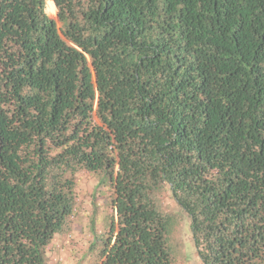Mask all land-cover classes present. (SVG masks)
<instances>
[{"label":"trees","instance_id":"16d2710c","mask_svg":"<svg viewBox=\"0 0 264 264\" xmlns=\"http://www.w3.org/2000/svg\"><path fill=\"white\" fill-rule=\"evenodd\" d=\"M0 0V264H47L76 176L94 264H264V0ZM60 24V27L58 26Z\"/></svg>","mask_w":264,"mask_h":264},{"label":"rangeland","instance_id":"374dc122","mask_svg":"<svg viewBox=\"0 0 264 264\" xmlns=\"http://www.w3.org/2000/svg\"><path fill=\"white\" fill-rule=\"evenodd\" d=\"M45 12L57 21V9L55 14H49L46 6ZM58 26L60 27L59 23ZM75 183L76 214L71 230L54 237L46 249L47 264H94L93 257L88 254L92 241L91 224L96 233L100 234L112 214L111 190L109 187L99 186L97 175L81 171L77 174ZM162 204L165 211L176 214L177 226L173 231L171 244L177 250V264H201L192 244L189 218L176 205L168 190L163 192Z\"/></svg>","mask_w":264,"mask_h":264},{"label":"bare ground","instance_id":"6f19581e","mask_svg":"<svg viewBox=\"0 0 264 264\" xmlns=\"http://www.w3.org/2000/svg\"><path fill=\"white\" fill-rule=\"evenodd\" d=\"M47 12L49 14H55L56 8L52 0H46Z\"/></svg>","mask_w":264,"mask_h":264}]
</instances>
